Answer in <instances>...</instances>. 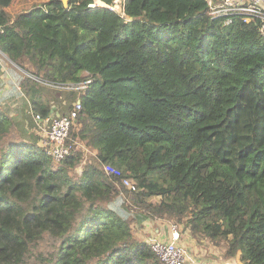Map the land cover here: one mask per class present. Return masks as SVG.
Instances as JSON below:
<instances>
[{"label": "trees", "instance_id": "16d2710c", "mask_svg": "<svg viewBox=\"0 0 264 264\" xmlns=\"http://www.w3.org/2000/svg\"><path fill=\"white\" fill-rule=\"evenodd\" d=\"M99 1L48 0L11 15L0 0V51L26 74L23 89L41 87L34 112L52 115L61 100L52 92L71 103L59 116L82 106L78 144L58 164L38 134L5 140L21 127L0 108V264H162L134 231L156 217L186 219L241 264H264L258 27L212 18L208 0H123L120 11ZM47 236L54 250L35 254Z\"/></svg>", "mask_w": 264, "mask_h": 264}, {"label": "built area", "instance_id": "2783aa9c", "mask_svg": "<svg viewBox=\"0 0 264 264\" xmlns=\"http://www.w3.org/2000/svg\"><path fill=\"white\" fill-rule=\"evenodd\" d=\"M209 15L212 18L224 17L225 24H230L233 16H241L247 24H255L259 34L264 41V0H223L217 4L208 0ZM0 57V65H1ZM40 81L39 79H35ZM89 81L78 85L66 86V89L83 90L87 88ZM82 110L81 102L78 101L73 110L64 116L54 115L44 117L40 113H32L36 131L40 136L41 146L54 164L71 155L78 142L71 136V130ZM105 172L109 175L121 176V172L111 165H105ZM123 185L131 190H137L134 180L126 177L122 180ZM171 238L161 240L153 238L149 246L151 250L161 259L164 264H203L198 258L188 255L183 246L180 245V234L177 225L168 226Z\"/></svg>", "mask_w": 264, "mask_h": 264}, {"label": "rangeland", "instance_id": "374dc122", "mask_svg": "<svg viewBox=\"0 0 264 264\" xmlns=\"http://www.w3.org/2000/svg\"><path fill=\"white\" fill-rule=\"evenodd\" d=\"M2 1L4 2V5L7 11L9 12V14L17 15L21 12L30 10L33 6L37 4H43L47 2L48 0H2ZM122 1L123 0H116L115 6H114L115 10H118V11L121 10ZM96 2H97L96 4H102V2L100 1L98 2V0H96ZM81 37L83 38L84 36L81 35ZM24 75L26 74L24 73ZM51 94L54 95L55 98L61 99L63 101L64 103L62 104L63 110H61V112L68 111L71 105L70 101L66 100V98L64 99L63 95L61 96L58 95L59 93L54 94L52 92ZM27 125L28 123L25 122V127ZM29 132H32V131H29ZM24 137H27V138L30 137L27 135L26 128L16 129L12 127V133L9 134V136L5 140H9V139L19 140ZM87 152L89 155H92V152L90 151V149ZM82 170L83 168L81 165L77 166L76 172L78 174H81ZM158 199L154 198L153 201H157ZM153 221H156V223L160 224V227L162 230L160 228L159 229L161 230L162 233H164L167 236L170 235V229L168 226L171 227L172 225H177L179 228L181 245L185 248L186 251L190 250L191 252L198 253L199 257L198 256L196 257L198 258L199 261H202L203 264H241L239 255L232 257L227 254L228 248H227L226 242H221L218 245H214L212 241L210 240V238H207L205 235L201 233L197 235L193 234L190 227L187 226L186 219H183V221H179L177 219H172L168 217H162V218L156 217V219H154ZM155 226L157 227V225ZM134 231L138 232L139 230L137 231V228L134 227ZM149 234H150V231H147V232L141 231L140 233H136V235H138V239L146 242L148 245L150 241L154 238L153 236ZM54 248H55V242H53L51 237L47 236L44 238V241L40 244L37 251H35V254L46 253L51 250H54ZM189 255L195 258V254L194 256L191 254ZM27 264H41V263L36 261L34 258H31L29 261L27 260ZM162 264L164 263L162 262Z\"/></svg>", "mask_w": 264, "mask_h": 264}, {"label": "crops", "instance_id": "0c3cea01", "mask_svg": "<svg viewBox=\"0 0 264 264\" xmlns=\"http://www.w3.org/2000/svg\"><path fill=\"white\" fill-rule=\"evenodd\" d=\"M0 57H1V65H0V108H7L8 114L14 119L15 122L20 123L18 126L21 128H26V129H31L28 131V136L29 138H36L37 137V131L34 129L33 124L34 119L32 113H34V106L32 105V100L35 95H38L40 93L39 90H41V87H30L29 92L25 89H23V86L21 85L22 80L24 79L21 74H24V71H22L20 68L16 66L4 53L0 51ZM15 69V70H14ZM13 71V76L11 75V72ZM18 86L19 92L22 93L19 97L18 96H13L8 99H5V94L8 93L9 90L13 86ZM32 91V92H31ZM31 92V93H30ZM10 95V94H9ZM33 95V96H32ZM25 100V102H24ZM61 100H54L52 101V111L51 114H61V109H59V102ZM25 122L28 123V125L25 127ZM30 124V125H29ZM30 127V128H29ZM33 128V129H32ZM93 155L95 154L92 153ZM157 225V227L155 226ZM137 228L136 233H140L141 231L147 232L150 231L151 236L161 239V240H169L171 238V235H165L164 233L161 232V227L159 223L152 222V223H144L142 226H135ZM156 227V228H154ZM161 230H160V229ZM180 243V241H179ZM181 245V243H180ZM182 246V245H181ZM188 255L191 254L195 257L198 256V253L191 252L190 250H187ZM197 258V257H196ZM209 260V258H208ZM206 261V260H205Z\"/></svg>", "mask_w": 264, "mask_h": 264}, {"label": "water", "instance_id": "95a60500", "mask_svg": "<svg viewBox=\"0 0 264 264\" xmlns=\"http://www.w3.org/2000/svg\"><path fill=\"white\" fill-rule=\"evenodd\" d=\"M62 2H63V4H64L65 7H68V6H69V2H70V0H62ZM97 5H98V4H91L92 7H95V6H97Z\"/></svg>", "mask_w": 264, "mask_h": 264}, {"label": "bare ground", "instance_id": "6f19581e", "mask_svg": "<svg viewBox=\"0 0 264 264\" xmlns=\"http://www.w3.org/2000/svg\"><path fill=\"white\" fill-rule=\"evenodd\" d=\"M99 1V0H98ZM98 5H104L103 3L102 4H98Z\"/></svg>", "mask_w": 264, "mask_h": 264}]
</instances>
